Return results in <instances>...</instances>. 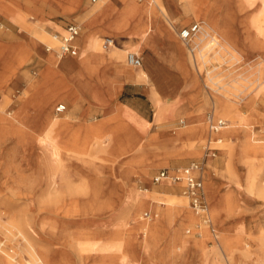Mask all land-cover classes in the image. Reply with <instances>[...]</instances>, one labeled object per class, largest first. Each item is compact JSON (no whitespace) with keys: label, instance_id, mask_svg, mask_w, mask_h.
I'll use <instances>...</instances> for the list:
<instances>
[{"label":"rangeland","instance_id":"rangeland-1","mask_svg":"<svg viewBox=\"0 0 264 264\" xmlns=\"http://www.w3.org/2000/svg\"><path fill=\"white\" fill-rule=\"evenodd\" d=\"M0 1L4 5V11L0 10V264H6L5 260L8 259L13 261V264H41L31 254V247L45 254L52 253L53 262L59 260L61 264H100V258L105 253L116 258L118 264L123 262L144 264L140 258L141 252L146 260L145 264H244L243 261L248 262L247 264H264V252L259 250L252 240L260 230H264V195L258 191V187L264 186V159L257 156L245 167L237 157L240 137L250 138L254 134L253 137L257 141L264 142V53L259 49L253 51L248 48L249 45L242 42L241 29V22L246 24L251 22L249 20L251 13L258 14L262 26L259 27L257 24L258 33L252 37L255 40H264V0H254L243 11L239 9L236 0H215L211 14L215 18L216 27L228 24L229 31L225 37L240 40L238 47L242 50V56L234 58L225 49L214 48L215 50L207 57L212 63H209L211 69L207 62L199 64L201 71L206 69L212 71L211 75L217 82V88L220 85H227L225 87L230 89L228 94L232 96L233 101L238 102L233 93L237 95L240 88L244 89L247 86L244 93L248 94L243 93L246 97L249 92L253 93L254 102L250 104L251 107L242 103L234 107L235 112L242 114L245 119L248 117L243 125L245 127L240 129L236 128L241 123L239 120L231 115L223 116L219 113V103L215 101L217 99L213 96L214 92L205 86V73L201 77L193 67L194 74L185 76L179 55L173 53L172 58L167 59L171 67L178 72L177 78L153 73L152 68L149 73L147 60L138 70L128 66L126 63L128 53H137L146 59L148 52L143 50L153 51L150 44L158 51L154 41L160 35V31L155 22L148 23L151 29L145 40L135 44L133 50L127 51L123 61L125 68L130 72L143 70L150 74L148 78L142 80L150 92L151 101L149 104L146 102V118L153 119L154 101L157 104L161 99L175 106L180 100L178 103L170 102L177 100L186 91H199L203 94L202 100L206 99L208 103L204 111V122L197 125V128L205 132L206 140L201 144H197L199 139L188 141L191 136L196 137V134L192 130V133L184 131L188 128L190 120L186 116H179L173 122L172 130L182 127L180 121L186 120L187 126L179 129L182 133L178 132L175 135V141L181 145H177L173 152L158 151L156 148L149 153H143L142 148H139L136 156L134 150L136 152L138 140L132 134L126 137L125 133L130 125L145 133L146 125L143 126L140 123L141 119L133 112L127 116H119V113L113 116L114 120L110 121L105 129L109 132L113 128L112 133L97 138L92 147H82L78 144L74 148H67L59 145L55 134L57 127L52 128L51 119L45 118V111L54 96H58V99L53 101L55 104L52 115L59 118L64 116L68 112V105L66 112L62 114L56 112V107L60 103L65 104L60 96L63 83V79L60 78L63 77L61 75L63 71L61 76L55 78L50 76L49 74L55 70L49 66L47 57L54 51L56 56V51L58 53L60 50V41L58 40V49L57 42L54 41L56 45H52V37L59 33L64 34L63 28L75 20L59 18L60 22L52 24L55 27L52 30L45 21L44 12L38 6L41 0H31L36 9L25 0ZM117 1L120 5H116L114 0H98V3H104L106 9L110 10L108 12H120L124 9V3L122 0ZM135 2L143 5L147 0ZM98 3L91 4L90 0L87 2L84 0L82 11L87 5L94 7ZM166 4L171 14L172 12L180 14L167 0ZM62 13L68 18L75 16L79 21L77 16L79 14ZM103 21L95 19L94 26L107 27L108 24ZM162 21L171 29L186 59L191 60L193 64H190L194 66L193 55L178 38L179 32L186 25L178 27L171 16L170 21L176 29L174 30L170 22L164 19ZM30 32L36 37L38 43L36 47L32 45L33 36L31 37ZM46 37L50 41L44 43L43 39ZM106 37L110 36L104 35L100 38L102 45ZM208 42L209 38L201 45L203 53H207L209 49L205 47ZM163 46H165L163 49L168 48L166 44ZM50 48L54 49L50 51ZM115 49L116 46L109 50L103 47V52L110 53ZM194 53L196 55L198 52ZM80 57L82 53L76 58L63 56V61L72 58L76 63ZM171 60L174 61L173 64ZM236 80L246 86L243 87ZM234 86H237V89L234 90ZM152 92L154 94L151 96ZM192 93H189L187 98L196 100L191 97ZM112 99L114 100V97ZM121 99L118 98V102H123L124 98ZM201 104H204V101L199 106ZM212 110L226 119L230 127L227 129L229 139L223 131L221 132L223 136H220L224 144L230 140L229 144L222 143L223 145L218 146L222 152L218 151L217 157L212 160L215 168L213 170L210 168L208 172L207 167L205 173L210 214L215 206L219 212L214 216L217 236L219 238L226 236L234 241L230 250L234 256L226 252L221 253V260L215 254L219 249L210 227L205 225L199 216L198 223L181 228L183 218L174 207L177 201H185L193 211L190 199L184 196L181 190L173 189L171 185L163 187L154 184L153 178L160 170L152 169L169 166L168 159L164 160V163L158 161L172 156H191L192 159L171 163L177 166L202 158L204 151H201L209 140L206 115ZM118 116L121 117L122 123ZM98 117L100 119L103 115ZM3 121L10 125L15 123L22 128L6 129L3 127ZM102 122L104 121H98L95 125ZM69 125L70 122L64 123L60 132L64 135L62 138L70 135ZM76 140L78 138L72 142L79 143ZM196 144L199 150L195 149ZM132 156L135 159L129 163V157ZM68 183H71L75 192L71 194L67 192ZM250 183L255 184L254 189ZM80 188L82 190L76 192ZM92 198L97 211L102 210V207L110 209L107 215L98 216L95 225L91 223L77 225L73 218L56 214L62 213L65 208L74 204L84 206L90 203ZM146 212L159 214L157 218L159 230L148 240L142 229L143 225L151 222V219L145 217ZM211 218L213 221L212 214ZM202 228H206L207 231L202 233ZM180 233L188 240L184 245L173 241L180 237ZM202 235H205L204 245L210 255L203 253L201 248L193 243ZM117 256L124 258L118 260Z\"/></svg>","mask_w":264,"mask_h":264},{"label":"bare ground","instance_id":"bare-ground-1","mask_svg":"<svg viewBox=\"0 0 264 264\" xmlns=\"http://www.w3.org/2000/svg\"><path fill=\"white\" fill-rule=\"evenodd\" d=\"M58 1H59V5L62 7L61 8L62 12H64L66 15L79 14V15H77L78 20L83 26H85L84 37H85V42H86V45H85L86 51L82 52L81 58H82L83 68L85 69L87 74L91 77H99V72L101 70L102 64L105 65L107 63V61H109L108 59H106V56H109V58L113 62L124 63L123 62L124 61V54L127 51L133 50L136 47L135 44L142 43L143 40H145L148 33L150 32L151 28H150V26H148V23L152 24L153 22H155L156 24H158L159 20L164 19V20H167L168 22L171 23L172 29L176 30L174 27V24L170 21V17L172 14L167 8L168 4H166V0H147V2L144 3L143 5H139L138 3L135 2V0H122L124 3V9L120 12H108L110 10L106 9L104 3H98L94 7H90L87 5L85 7L86 9H84L82 11V9H83L82 6L84 4V0H58ZM253 1L254 0H236V4L239 6V9H242V11H243L244 9L249 7L248 5L250 3H252ZM167 2L171 6L175 7L177 9V12L179 11L180 16L187 15L188 18H190L194 15H198V13H199V14H201V16L206 17V21H204V22L199 21V23L201 24V30L202 31H200L199 33H197L195 36L192 37L190 44L182 41L183 44L189 50V52L193 55L194 61H195L194 63L196 65V67H195V65L194 66L191 65V64H193V62L191 63V60H189L190 61L189 62L184 55L185 53H183L181 48L178 45H176L174 36L168 34L172 40L171 46L173 47V50H176V51H174V53L179 55V58H180L181 63H182L181 65H182L183 70L185 72V76L189 77L190 75L194 74L193 67L197 70L198 74H200L201 77L203 76V73H205V83H206L205 86L208 88V90H211V92H214L213 96L216 97V99H217L215 101H218V103H219L218 104L219 113L223 116L224 115L225 116L231 115L233 118H235L241 122L240 124L237 125L236 128L237 129L244 128L245 126H243V125L246 123V119L248 117L245 119V117H243L242 114H238L237 112H235L234 107H235V105H237V106L241 105V103L244 105L247 104L249 106H250V104H253V102H254V100H253L254 98L252 95L253 93L249 92V95H247V97H246L244 94H248V92L244 93V91L247 89V86L244 84H241V82H238L236 80V82L238 84H241V85H243V87L244 86H246V87H244V89H241V88L238 89L237 95L233 93V96H236L238 98V102H235V101H233L232 96L228 94V91L230 89L225 87L227 85H225V84L222 86L220 85L217 88L216 87L217 82H215V78L212 77V75H211L212 71L209 69L201 71L200 67H199V64L200 63L203 64L204 62L205 63L207 62L208 66H209V63H211V62L209 59L207 60V57L211 51L215 50L214 48H216L218 50L221 47V48L225 49L226 51H228L229 54L231 53V55L234 58H237L238 56H242V50L238 47V42L240 40L238 41V39L234 40V39H229V38L225 37V34L228 35V31H229L228 30V24H225V25L220 26L218 28L216 27L215 18L211 14V13H213L212 12V5L215 2V0H207L205 2L200 1V0H167ZM0 10L4 11V5L1 1H0ZM95 19H99V20L103 19L104 20L103 22H105V24H108V26L107 27H99V28L95 27L94 26V20ZM197 19H198V17H197ZM174 20H175L174 23H176V24L179 22V19H174ZM249 20L251 21V22H249V24H246V22L245 23L241 22V26H242L241 29H242V35H243L242 36V42L249 45L248 46L249 49H252L253 51L255 49H259V50H261V52L264 53V40H255L253 38L254 37L253 34H255L257 32L256 31L257 24L260 25L259 27L262 26L261 25V18L258 14L251 13ZM217 23H220V22H217ZM30 34H31V37L33 36V40H32L33 44L32 45L34 47H36V45L38 44L36 42V37L32 32H30ZM104 35H109L114 40L113 41L111 39L113 41V46L110 49L114 48L115 46H116V49L110 53H104L103 52L104 51L103 50L104 43H103V45L101 44L100 38ZM179 38H180V36H179ZM207 38H209V42L205 47L209 48V49H208L207 53H203L201 45L203 44V42ZM223 40H224V42H223ZM48 41H50V39L48 37L43 39L44 43L48 42ZM114 42H115V44H114ZM52 43L51 44L53 46L56 45V43L54 41H52ZM150 47L152 48V50L155 53L158 52L155 48H153L154 46H152L151 44H150ZM178 48L181 51H179ZM104 49H105V47H104ZM105 50H107V49H105ZM195 51L198 52L196 55L194 53ZM54 52L49 54V56L47 57V61H48L49 66L53 67V70H55V71H52L51 72L52 74L50 73L49 75L55 78V76H61L60 75L61 72L64 71L65 69H69L70 67H72L74 65L73 64L74 60L67 59V60L63 61V58H62L63 56L61 54V51L58 53L56 51V56H55ZM259 57L263 58L261 55H259ZM96 58L100 61V63L95 62ZM171 61L173 64L174 61L173 60H171ZM238 62H240L239 58H238ZM23 63L24 62H22V64ZM249 64H251V62ZM261 66H262V64H261ZM209 68H210V66H209ZM136 76H137V79L139 81H142L143 79L148 78L149 75H148V73L144 72L143 70H140V71H138ZM60 79H62V78H60ZM236 87L234 86L233 89L235 90ZM253 91H254V89H253ZM191 97L193 99L197 98V96L194 92L192 93ZM245 98H246V100H245ZM55 99H58V96H54L53 99L50 100L48 107L45 111V116H46L45 118L51 119L52 128L58 127L60 125V122H61V119L59 118V116L52 115L53 104H55V102H53V101ZM215 105L217 107V102H215ZM57 107H56V111H57ZM118 113L121 116L122 115L127 116V115H129V113H132V111L130 109H124L123 110V108H122V110L120 109ZM249 117H251V116H249ZM5 121H7V120H5ZM5 121H3L2 123H3V127L6 129L8 128L10 130H17V129L22 128L21 126L15 124V123H11L12 125H10L9 123H7L9 121H7V122H5ZM61 126H62V124H61ZM229 128L230 127L226 126L223 129V132H224V134H226L228 139L230 136L228 133L229 131L227 129H229ZM185 129H187V128H185ZM192 132L194 134H196V137H197L196 139H199L197 144H201V143L205 142L206 139H205V135H204L205 132L204 131L202 132L200 130V128L195 127V128H193ZM239 132H240V130H239ZM253 135L250 138L249 137H242V138L240 137L239 155L237 157L240 158L239 161L245 167L248 166L250 161H252L253 158H255L257 156L264 159V142L263 141H257L253 137ZM229 142H230V140L226 141V143L225 144L223 143V144L228 145ZM197 144L195 145V149L199 150L196 148ZM61 153L64 154L63 152H61ZM230 157H232V156H230ZM207 167H208V172L210 171V168L212 170L215 168V166L212 165V161H210L208 163ZM204 175H205V173H204ZM250 185L253 189L255 188L254 187L255 184L250 183ZM204 186H205V184H204ZM54 187L55 186L53 185V187H52L53 190H54ZM67 189H68L67 192H69V194H71L72 192H75L74 191L75 189H73L71 187V183H68ZM81 190L82 189L80 188V189L76 190V192H79ZM258 191L261 195H264V186L258 187ZM83 193H84V191H83ZM205 194H206V190H205ZM206 198H207V196H206ZM82 202H84V201H82ZM89 202L90 203L84 204V206L82 205L81 207L77 206L75 204L72 205L71 207L67 208V209L64 207L65 209L62 211V213L56 212V214L62 215L61 217L67 216V217L73 218L74 223L77 225H82V224L88 225L90 223L92 225H95L97 222L98 216L107 215L109 213L110 209H108L107 207H102V210L97 211L96 210L97 208L95 207V204H94V199L92 198V201H89ZM207 202H208V199H207ZM208 206H209V202H208ZM174 210L179 211V213L181 214V216L183 218L181 221V228L182 229L186 225H193V224H196L199 222L198 214L191 211L188 203L185 201H177V205L174 207ZM217 213H219L218 207L215 206V208L213 210L211 209L213 222H214V216H217ZM209 214H210V209H209ZM211 214H210V218H211ZM106 217H108V216H106ZM211 221H212V218H211ZM214 224H215V222H214ZM158 227H159V221L157 219L151 220V222H149V223L147 222L146 225L142 226V229H144V232L146 233L147 240L154 237V234L156 233V231L159 230ZM202 230H203L202 233H205L207 231L206 228L205 229L202 228ZM259 232L260 233L257 236H255L254 238H252V240L255 242L256 247L259 248V250H261L262 252H264V230H260ZM213 236L217 240V236L215 235V233H213ZM173 241L180 243V245H184L188 240L184 239L182 237V234L180 233V237L177 240H173ZM204 242H205V235H202L201 238L193 241V243L195 245H197L199 248H201L203 253L210 255L211 253L209 252L208 249L205 248ZM218 242L219 243L216 242V244L218 245L219 250H217V253H215V254H216V256L219 257V260L222 259L221 253L226 252L227 254H230V256H232V257L234 256V255H231V253H230L231 244L234 241L230 240L229 238H226V236L225 237L223 236V237L219 238ZM32 248L33 247H31V251H32L31 254H33L37 258V261H40L41 264H61L59 262V260H58V262H53L52 257H51L52 253L45 254L43 251H41L39 249H36V248L32 249ZM95 256L96 255H94V257ZM123 258L124 257L117 256L118 260H122ZM5 261H6V264H13V261H9V259L5 260ZM243 263L245 264L246 262L243 261ZM100 264H118V263H117L116 258L111 257L110 255L105 253L100 258Z\"/></svg>","mask_w":264,"mask_h":264},{"label":"crops","instance_id":"crops-1","mask_svg":"<svg viewBox=\"0 0 264 264\" xmlns=\"http://www.w3.org/2000/svg\"><path fill=\"white\" fill-rule=\"evenodd\" d=\"M57 1L56 0H41L38 3L39 8L44 12L43 16L45 18V21L47 22V25H49L50 29L52 30L55 29V27L52 26V24H55L56 22H60L59 18L74 19L75 20L74 23H78L81 26H83L79 21L76 20L75 16L68 18L65 15H63L62 9H61L62 7L59 5V1L58 2ZM87 1L88 0H86V2ZM25 2H27L28 4H30L32 7L36 9V7L33 5V2L31 0H25ZM90 2L91 4L98 3V0H92V1L90 0ZM114 2L116 5H120L117 0H114ZM214 7L215 5L213 3L212 9ZM198 15H194L188 18L187 15L180 16L178 13L172 12L171 16L174 19H179V22L177 23L178 27L184 26V25H186L185 27H187L197 21H200V22L206 21V17L201 16V14L199 13ZM185 20L187 22H184ZM156 26L158 27L160 31V35H158L154 41L155 46H157L156 48L158 49V52L154 53L150 49L143 50L145 52H148V54H147L146 59L142 58L141 56L142 61L144 63V61L147 60L146 62L150 70L149 73H151V70L153 69V73H160V74H165V75L167 74L171 76L172 78L173 77L177 78V76H179L178 72L174 70L167 61V59H171L172 55H174L173 54L174 52L172 50L173 47L171 46L172 40H171V37L168 35L170 34L173 36V32L171 31V29L167 28V25L164 24L162 20H159V23L156 24ZM63 29L65 32V27ZM84 34H85V26L82 27V33L75 41V44L79 49L78 55L75 57L73 56H69V57L76 58L79 56L80 53L86 51L85 49L86 42H85ZM61 35H64V34H61ZM107 38H110V37H106L105 39ZM53 41L58 43V49H59V41L55 40L54 38H53ZM175 43L176 45L179 46L176 40H175ZM163 44H166L168 48L163 49V47L165 48ZM51 49L53 50L54 48H50V51H52ZM72 58H68V59H72ZM106 59H108L109 61H107L105 65L102 64L101 70H100L101 72H99V77H91L87 74V72L82 66L81 57L75 61L76 63H73L74 66L70 67L69 69H65L62 72L61 75L63 76L62 77L63 83L60 89L61 90L60 96H61V99H63V102H65L64 105H66V110H67V105H68V112L64 116L60 117L61 119L60 125L57 127V130L55 131V134L59 140V145L65 146L67 148H74L78 144H80V146L82 147H92V144L95 142L97 138L106 137L107 135H110L112 133L113 128L109 132L106 131L105 129L106 127H108V124L110 123V121L114 120L113 116H116V114L119 112L120 109L122 110V108L123 110L130 109L133 113H135L138 116L139 119H141L140 123L143 126L144 124L146 125L145 133H141L140 131L136 129V127H133L131 125L129 126V129H127L125 133L126 137L132 134L134 137L137 138L138 144L135 148L136 152L138 151L139 148L140 149L142 148L143 153H149L156 148L158 149V151L173 152V150L177 148V145L178 146L181 145V143H177L175 141L176 133L179 132V129L185 128L187 126L185 122V124L182 127L172 130V124L173 122H175V120L179 116H186L188 120H190L188 123V128L184 129V131H187V133H192L191 130H193V128L197 127V125L204 122V111L206 110V105L208 103L206 102V99L202 100L203 94L195 90L186 91L177 100L171 101L170 103H178V101L180 100L179 103L176 104L175 106H171V104L169 105L168 103L161 101V99L159 103L155 104V101L153 100L154 101L153 102V105H154L153 119L151 118L147 119L145 115V109H146V102L148 101V104L151 102L149 98L150 92L148 89L145 88L144 81H139L137 79L136 75L138 72L134 73V72L128 71V69H126L124 66L125 64L113 62L109 58V56H106ZM95 62L100 63V61L97 58ZM142 67L134 68V69L138 70V69H141ZM191 92H194L196 94L197 96L196 100H191L187 98L190 95L189 93ZM153 94L154 92L151 93V96ZM113 97H114V100L112 99ZM118 98L120 99L124 98L123 102L121 101L118 102L117 100ZM114 101L115 103L113 104ZM203 101H204V104H201L199 106V104ZM60 104H63V103H60ZM59 114H62V113H59ZM100 115L101 117L103 115V117L98 119L99 118L98 116ZM119 119L121 120V123H122L121 117ZM64 121L70 122V125L68 127L70 128L71 132L69 136L62 138L64 135H61L60 132L65 123ZM98 121H104V122H102V124L95 125V123H97ZM220 136H223V135L220 134ZM76 138H78V140L76 141H78L79 143L76 144L75 142L74 144L72 141L73 139H76ZM117 138H119V135ZM208 139L210 140V133L208 134ZM189 140L194 141L196 140V137L191 136L188 139V141ZM209 140H207L206 143H208ZM206 145H204V148ZM204 148L202 149V152L204 151ZM136 152L134 150V155L139 153V152L137 153ZM220 152H222V150L219 148V153ZM190 158L191 156H172L168 158H163L159 160L158 162L164 163L163 161L168 159L167 161L169 162V166L155 167L152 169L155 171L162 170V169H171L173 171V169L175 168L187 166L193 161L201 160L203 156L202 158L198 160H193V161L191 160L180 166L171 165L172 162L187 160ZM129 159H130L129 163H131L134 161L135 158L132 156V157H129ZM214 159H209L208 163ZM204 180H205V176H204ZM159 186L166 187L168 185L163 184ZM171 187L175 190H181V192L183 193V190L180 187V185H177V186L171 185ZM213 225L214 223H212L213 232L217 236L218 234L217 229ZM213 232H212V235H213ZM218 240L219 238L217 236V240L215 239V241L218 242ZM140 258H141V261L145 264L146 260L144 259L142 252H141ZM148 264H151V263H148Z\"/></svg>","mask_w":264,"mask_h":264},{"label":"built area","instance_id":"built-area-1","mask_svg":"<svg viewBox=\"0 0 264 264\" xmlns=\"http://www.w3.org/2000/svg\"><path fill=\"white\" fill-rule=\"evenodd\" d=\"M142 1V0H139ZM1 25V19H0ZM82 27L78 23H68L65 26L64 35L56 34L54 38L59 40L61 43L60 51L62 56H77L79 49L75 44L76 39L82 33ZM201 30V24L195 22L190 26L184 27L180 32L179 36L182 41L190 44L193 36L199 33ZM113 46V41L107 38L104 41L105 49L109 50ZM126 62L130 67L140 68L143 65L142 58L139 54L130 52L127 54ZM66 111V105L60 104L57 107V113H63ZM206 120L208 121V128L210 133V140L204 148V155L201 160L193 161L187 166H182L173 169H162L153 178L154 184L157 185H173L180 187L183 190V195L190 199V206L192 210L198 214L202 222L210 227L213 232L212 221L209 214V206L205 194V180L204 173L207 168V162L209 159L217 157L219 151L218 146L223 143V139L220 137V133L223 129L228 126V121L220 117L215 110L207 114ZM181 124H185V120L181 121ZM145 217L147 219L155 220L159 218V214L153 212H146ZM189 231V230H188ZM191 233V231L189 232ZM214 233V232H213Z\"/></svg>","mask_w":264,"mask_h":264}]
</instances>
